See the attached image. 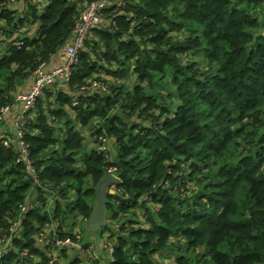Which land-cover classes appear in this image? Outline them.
Instances as JSON below:
<instances>
[{"label": "trees", "instance_id": "obj_1", "mask_svg": "<svg viewBox=\"0 0 264 264\" xmlns=\"http://www.w3.org/2000/svg\"><path fill=\"white\" fill-rule=\"evenodd\" d=\"M94 1L0 0V115L41 65L65 64ZM100 14L70 80L26 114L38 181L15 133L0 138V264H62L69 246L51 263L38 235L78 243L106 170L121 179L97 233L110 264H264V0H106Z\"/></svg>", "mask_w": 264, "mask_h": 264}, {"label": "built area", "instance_id": "obj_2", "mask_svg": "<svg viewBox=\"0 0 264 264\" xmlns=\"http://www.w3.org/2000/svg\"><path fill=\"white\" fill-rule=\"evenodd\" d=\"M106 0H98L91 2L79 15L77 24L75 27V36L73 41L68 44L64 51L65 55V64L59 67H56L53 71H47V66L45 64L41 65L36 71L35 81L31 86L30 90L19 96L15 106H19L20 112L17 114V119L15 122V135L17 140L22 145L21 159H24L27 163V170L34 175L35 181H38V172L35 169V166L28 159V151L23 142V132L22 125L26 121L27 112L33 108L37 98L44 91L45 88L51 86L56 80L61 82H68L73 73V66L78 63V55L81 51L85 41L93 36V28L103 24L101 17V9L105 6ZM11 107H6L2 110L0 115V121L4 120L6 116L11 112ZM106 139L103 140V145L99 149H105ZM4 145L8 146L9 141L5 140ZM113 173L112 171H110ZM44 190L49 194L50 190L48 187H45ZM52 196L50 195V198ZM27 210V205L21 206V215ZM19 225V222L14 224L15 227ZM72 242L71 240H60L59 232L55 226L44 229L38 235V245L41 247H47L52 244L53 258L51 263L61 262L60 257V248L64 247L65 244ZM73 243V242H72ZM114 244L109 242L105 245L107 252L112 254ZM2 251H0V260L2 257Z\"/></svg>", "mask_w": 264, "mask_h": 264}, {"label": "rangeland", "instance_id": "obj_3", "mask_svg": "<svg viewBox=\"0 0 264 264\" xmlns=\"http://www.w3.org/2000/svg\"><path fill=\"white\" fill-rule=\"evenodd\" d=\"M53 71V70H50ZM17 119V118H16ZM3 123L0 122V125ZM15 132V130H14ZM88 139H90L89 134H86ZM107 143V144H106ZM106 147L110 148V141L105 142ZM93 147V145L91 146ZM53 205L52 197L49 198L48 209L50 210ZM88 220L82 218L79 219L78 227L74 229L79 242L72 243L69 242L65 246H69L68 258L62 260V264H68L70 259L78 257L82 261L81 264H110V253L107 252L105 245L109 243L108 233L105 234H91L88 233ZM85 236L90 243L86 249L84 248L83 242H80L81 237ZM8 242L3 243L0 250H4L7 247ZM62 259V258H61ZM159 264H175V258L171 257L169 259L157 260Z\"/></svg>", "mask_w": 264, "mask_h": 264}, {"label": "water", "instance_id": "obj_4", "mask_svg": "<svg viewBox=\"0 0 264 264\" xmlns=\"http://www.w3.org/2000/svg\"><path fill=\"white\" fill-rule=\"evenodd\" d=\"M120 182L121 179L117 175L106 170L93 187L95 191V204L88 220L89 234L100 233L107 226L106 209L109 198L116 194V186Z\"/></svg>", "mask_w": 264, "mask_h": 264}, {"label": "crops", "instance_id": "obj_5", "mask_svg": "<svg viewBox=\"0 0 264 264\" xmlns=\"http://www.w3.org/2000/svg\"><path fill=\"white\" fill-rule=\"evenodd\" d=\"M55 68H56V64L53 63L47 67V71L54 70ZM34 81L35 79L31 82L30 85H33ZM19 112H20L19 106H14L11 112L3 120V123L0 125V138H3L7 133L14 132L16 117Z\"/></svg>", "mask_w": 264, "mask_h": 264}]
</instances>
